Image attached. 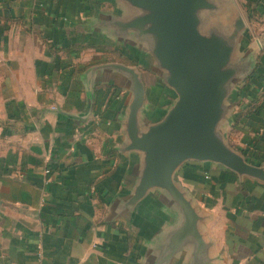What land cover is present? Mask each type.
<instances>
[{"label": "crops", "instance_id": "1", "mask_svg": "<svg viewBox=\"0 0 264 264\" xmlns=\"http://www.w3.org/2000/svg\"><path fill=\"white\" fill-rule=\"evenodd\" d=\"M134 13L124 0H0V264H264V180L184 162L176 182L201 216L199 237L185 240L182 212L163 191L130 202L141 163L123 151L133 93L126 76L101 66L140 73L151 121L177 99L147 53L119 35L118 21ZM261 43L226 127L229 145L258 166ZM101 51L105 59L89 60ZM144 71L171 101L151 105Z\"/></svg>", "mask_w": 264, "mask_h": 264}, {"label": "water", "instance_id": "2", "mask_svg": "<svg viewBox=\"0 0 264 264\" xmlns=\"http://www.w3.org/2000/svg\"><path fill=\"white\" fill-rule=\"evenodd\" d=\"M124 1L135 13L118 21L119 35L147 53L148 67L177 95L168 110L151 121L143 116L145 86L140 73L120 63L101 66L126 76L133 93L123 151L138 152L141 163L130 202L136 204L151 190L163 191L182 212V239L189 234L199 237L201 216L176 182L184 162L220 163L239 175L264 180V166L249 163L226 136L230 111L238 101L236 87L256 69L257 56L250 55V49L256 48H247L235 61V42L248 29L242 14L225 29L212 25L209 32L203 31V23L212 21L222 0ZM257 41L259 50L262 43Z\"/></svg>", "mask_w": 264, "mask_h": 264}, {"label": "rangeland", "instance_id": "3", "mask_svg": "<svg viewBox=\"0 0 264 264\" xmlns=\"http://www.w3.org/2000/svg\"><path fill=\"white\" fill-rule=\"evenodd\" d=\"M248 0H222L220 1L221 7L219 8L218 12L213 14L212 21L204 22L203 23V31L209 32L210 28L213 27L212 25L217 26L220 30L225 29L229 24L233 25L234 20L239 16L243 15L247 20L248 29L246 33L242 36L240 34L238 36L236 44V52L234 55L235 61L242 57L243 53L247 48L253 44L254 49H250V55L257 56L258 49L257 44L254 45L256 40L262 39L264 37V18H258L254 20H248L247 16V5ZM211 16V13H208ZM206 17V16H205ZM207 16L205 19H208ZM208 21V20H206ZM253 42V43H252ZM250 45V46H249ZM247 47V48H246ZM106 55H104L101 51V57H97L96 54H93L89 60H98V59H105ZM144 78L148 88V101L151 105L157 106L159 104L163 105L164 103H168L172 100L173 94L171 90L163 84L157 77L151 72L144 71ZM163 102V103H162ZM228 134V131L226 132Z\"/></svg>", "mask_w": 264, "mask_h": 264}, {"label": "trees", "instance_id": "4", "mask_svg": "<svg viewBox=\"0 0 264 264\" xmlns=\"http://www.w3.org/2000/svg\"><path fill=\"white\" fill-rule=\"evenodd\" d=\"M260 7H264V0H248L246 10L249 21L258 19V17L261 18L263 16L264 11H261ZM236 125L237 123L233 124V127H235Z\"/></svg>", "mask_w": 264, "mask_h": 264}, {"label": "built area", "instance_id": "5", "mask_svg": "<svg viewBox=\"0 0 264 264\" xmlns=\"http://www.w3.org/2000/svg\"><path fill=\"white\" fill-rule=\"evenodd\" d=\"M47 171H49V170H47Z\"/></svg>", "mask_w": 264, "mask_h": 264}]
</instances>
